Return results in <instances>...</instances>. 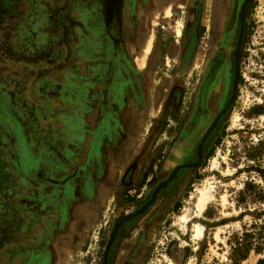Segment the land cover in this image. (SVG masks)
I'll use <instances>...</instances> for the list:
<instances>
[{
    "label": "rangeland",
    "instance_id": "374dc122",
    "mask_svg": "<svg viewBox=\"0 0 264 264\" xmlns=\"http://www.w3.org/2000/svg\"><path fill=\"white\" fill-rule=\"evenodd\" d=\"M90 2L0 0V264H228L230 234L264 238V0L232 1L205 93L177 67L194 0Z\"/></svg>",
    "mask_w": 264,
    "mask_h": 264
},
{
    "label": "flooded vegetation",
    "instance_id": "af4514ba",
    "mask_svg": "<svg viewBox=\"0 0 264 264\" xmlns=\"http://www.w3.org/2000/svg\"><path fill=\"white\" fill-rule=\"evenodd\" d=\"M228 0H213L211 5H209V13L207 14V10L204 7V0H194V3L191 7L188 16L191 18V13H194L193 20H190L189 25H186V39H187V47L183 44V49L181 50V45L177 49V67L184 68V70L188 72V80L187 83H190V79L194 82L199 79L201 73L203 71L206 73L205 81L203 82L201 87L202 92L205 93L207 89V85L210 84L211 87L215 86L216 84H220L222 77L225 75V68L226 64L228 63L227 54L224 52L225 50V42H227V36L232 31L231 25L229 26V19H231L234 15V9L232 5V1L230 6L227 4ZM92 0L90 4H94L97 8V12L100 13V16H105V0H98L97 3ZM115 0H110V6L113 5ZM97 4V5H96ZM220 10V17L224 13L223 23L219 24V30L217 31L215 36L212 38L208 34L207 30V23H212L213 21L217 22L218 19L216 18V11ZM237 16V15H236ZM218 17V16H217ZM238 20V17H236ZM187 22V23H188ZM211 29V28H210ZM80 35L84 36L83 29L80 30ZM200 32L203 33V37L207 41V47L205 48V53L196 55V53L201 52V48L198 47L197 40L199 39ZM111 35V34H109ZM104 35V37H106ZM102 42H105V39L101 38ZM110 42V41H109ZM187 48V49H186ZM198 51V52H197ZM107 52L111 56V60L107 59L106 61H102V67H106L105 65H111L112 62L115 61V52L116 50H107ZM187 58V62L182 65L181 58ZM229 67V66H228ZM204 96V94H203ZM20 208V205L18 204ZM24 207V206H23ZM21 209V208H20ZM27 211L21 209L27 216L31 217L32 211H29V208L25 207Z\"/></svg>",
    "mask_w": 264,
    "mask_h": 264
},
{
    "label": "trees",
    "instance_id": "16d2710c",
    "mask_svg": "<svg viewBox=\"0 0 264 264\" xmlns=\"http://www.w3.org/2000/svg\"><path fill=\"white\" fill-rule=\"evenodd\" d=\"M253 185L251 181L244 183L245 188ZM255 187V185H253ZM243 191H241L242 193ZM260 198V196H255ZM264 212V210H262ZM255 214L261 213L254 210ZM256 223H251L250 228L243 227L238 233L234 232L229 235L227 243L229 246L228 264H241V262L248 256L250 251L260 252L264 249V238L257 230H251ZM260 234V236H259ZM256 264H264V259H259Z\"/></svg>",
    "mask_w": 264,
    "mask_h": 264
},
{
    "label": "crops",
    "instance_id": "0c3cea01",
    "mask_svg": "<svg viewBox=\"0 0 264 264\" xmlns=\"http://www.w3.org/2000/svg\"><path fill=\"white\" fill-rule=\"evenodd\" d=\"M17 164L18 165L20 164L18 159H17ZM57 196L63 197L61 194H57L56 197ZM50 197H53V195H50L49 193H46V192L45 193L43 192L42 194L40 193V196H38L37 200L32 202L33 208L29 209V211H33V210L36 211L37 210L38 213L49 214V212H52V209H51L52 208V206H51L52 200H50L51 199ZM58 202H60V201L58 200ZM60 206H62L61 203H60Z\"/></svg>",
    "mask_w": 264,
    "mask_h": 264
},
{
    "label": "bare ground",
    "instance_id": "6f19581e",
    "mask_svg": "<svg viewBox=\"0 0 264 264\" xmlns=\"http://www.w3.org/2000/svg\"><path fill=\"white\" fill-rule=\"evenodd\" d=\"M169 12V11H168ZM167 13V12H166ZM193 16H194V13L192 12L191 13V18H190V20H192L193 19ZM179 28V27H178ZM207 28H208V30L210 31V27L209 26H207ZM150 38V37H149ZM148 40H150V39H148ZM151 41V40H150ZM148 42V41H147ZM146 42V43H147ZM150 44V43H149ZM149 46H147V44H146V48H145V52L147 51V48H148ZM148 51H149V49H148ZM143 62V61H142ZM140 63H141V61H140ZM207 198H208V195L207 194H205V191H200V193L198 194V196H197V199H196V209L198 210V211H200L203 207H204V204H205V202H206V200H207ZM184 218V217H183ZM200 231H199V229H196V234H198ZM55 263L54 264H59V262L58 261H54ZM167 264H172V263H170V262H168Z\"/></svg>",
    "mask_w": 264,
    "mask_h": 264
}]
</instances>
